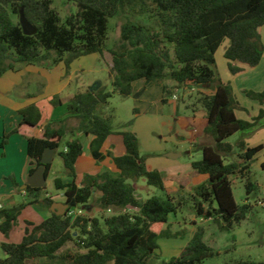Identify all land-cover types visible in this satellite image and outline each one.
I'll return each instance as SVG.
<instances>
[{
  "label": "trees",
  "instance_id": "trees-1",
  "mask_svg": "<svg viewBox=\"0 0 264 264\" xmlns=\"http://www.w3.org/2000/svg\"><path fill=\"white\" fill-rule=\"evenodd\" d=\"M67 1L75 4L78 11L63 21L52 0H0V75L22 65L52 68L61 62L68 71L81 57L97 54L103 58L109 66L113 92L105 86L91 87L71 98L67 111L79 120L78 131L92 138L93 158L98 163L106 157L112 158L118 175L109 171L86 175L78 184L76 163L84 153L83 144L79 138L67 141L66 150L59 152V156L71 181L65 183L62 177H57L54 186L64 192L69 209L87 208L92 202L100 217L52 214L40 225L27 222L20 244H1L6 257L0 259V264H203L215 253L204 241L202 226L197 228L180 256L161 260L159 239L184 236V231L173 233L169 225V216L177 214L183 202L166 193L164 173L149 166L141 153L139 138L132 130L119 133L126 149L124 155L115 157L102 152L107 139L115 133L114 115L104 110L115 93L130 97L133 84L139 80L163 87L164 104L167 96L174 95L167 81L173 82L181 92L199 89L197 106L207 120L204 136L212 143L199 145L203 158L192 163L190 176L209 177L207 182L194 188L192 205L198 217L212 220L223 231H231L247 218L252 208L236 203L232 178L246 181L248 196L259 190V185L252 181L251 168L264 151V145L248 147L240 140L233 146L227 141L239 132L257 127L264 119V110L252 122L237 117L239 105L230 83L218 76L216 53L229 42L224 58L232 75L261 63L264 0ZM22 10L36 28L32 36L25 35L21 27ZM119 14L143 17L150 23H124L119 42L107 51L109 21ZM245 95L264 105V91H245ZM51 103L57 106L61 99L55 96ZM133 112L136 114V109ZM21 114L24 119L17 132L23 127L35 128L41 121V111L35 105ZM64 137L63 129L47 125L40 137L28 138V153L37 168L47 149L57 153ZM236 149L240 161L227 163ZM51 171L52 162L46 167L47 178ZM141 181L165 196L142 198ZM45 189L28 187L25 191L31 199L27 203L0 209V232L5 237H9L28 205L52 206L51 196L40 199ZM97 194L100 196L96 197ZM160 225H166V229L158 232L155 227ZM70 243L75 248L64 250Z\"/></svg>",
  "mask_w": 264,
  "mask_h": 264
},
{
  "label": "rangeland",
  "instance_id": "rangeland-1",
  "mask_svg": "<svg viewBox=\"0 0 264 264\" xmlns=\"http://www.w3.org/2000/svg\"><path fill=\"white\" fill-rule=\"evenodd\" d=\"M52 1L53 7L57 9L63 21L67 16L78 11L77 6L67 0ZM15 20L19 21L17 17H15ZM128 21L150 23L143 17H134L130 14H119L110 19L106 44L107 51L119 42L121 26ZM262 38L264 43V30ZM228 43L226 41L217 52V73L221 80L225 83H230L233 89L239 105V109L236 111L239 119L252 122L259 115L260 110H264V105L247 98L245 91L256 93L264 91V56L257 67L246 68L238 75H232L229 72L228 62L223 54ZM107 56H109L108 53ZM94 58L87 57L86 59L85 69L89 78L94 79L96 77L107 82L109 74L107 73L105 61L101 58V61L96 62ZM94 66L95 68H93ZM101 68L104 70H100ZM170 89L174 95L178 96V99L174 100V95L167 96L166 104H158L152 97L150 101L146 97L138 99L135 94L125 98L119 93H115L104 110L105 113L112 112L114 115L115 133L119 134L125 130L133 131L134 127L139 129L142 155L150 160L155 169L158 168L161 160H166V156L172 153H175L174 158L176 161L181 163L201 161L203 155L199 150V145L212 143V140L206 136L202 140H199L196 136L191 138L184 129L187 123L190 128L197 129L198 121L194 122V112L197 110L202 111L196 102L199 89L189 88L180 94L176 87ZM108 91L113 92L111 84L108 86ZM145 102L150 104L147 105ZM134 109H136V114L133 112ZM240 140H244L248 147L264 145V119L254 129L239 132L227 142L235 146ZM65 143L64 140L53 158V172L49 177L46 189L43 191H47L51 195L58 193L54 186L55 176L62 177L65 172L63 161L59 156V152L64 151ZM83 145L85 146V144ZM191 146L193 147L191 148ZM237 161H240V158L239 151L236 149L227 158V163ZM110 173L118 175V171H110ZM251 176L252 181L259 185V190L250 196L247 195L246 181L238 177L232 178L236 203L240 206L248 204L252 208L247 218L235 225L231 231H223L212 220L205 221L196 215L191 199V195L194 194V188L192 190H182L176 185L174 186L173 183L168 182L166 193L174 197L177 202H183L182 209L177 214L169 216V225H171L173 233L180 231L185 233L183 237L159 239L158 253L161 255V260L168 261L173 257L180 256L190 243L197 228L202 226L205 228L204 241L215 253L213 257L205 260L203 264H231L236 261H251L257 264L264 262V205L262 204L264 202V151L257 156L255 163H253ZM139 186V192L144 199L152 196H165V193L147 187L144 181L139 182ZM88 206L84 212L85 216L90 218L100 217L101 213L96 212L92 202ZM216 207L217 205L214 204V208ZM155 228H158L157 231L159 232L166 229V225L156 226ZM74 248V244L70 243L64 250ZM5 257L6 254L0 247V259Z\"/></svg>",
  "mask_w": 264,
  "mask_h": 264
},
{
  "label": "crops",
  "instance_id": "crops-1",
  "mask_svg": "<svg viewBox=\"0 0 264 264\" xmlns=\"http://www.w3.org/2000/svg\"><path fill=\"white\" fill-rule=\"evenodd\" d=\"M263 30L264 27L260 30L261 35ZM228 45L226 47H228ZM87 57H95L94 59L96 62L102 60L99 55L94 54L75 60L68 71L65 64L61 62L52 68L37 65H22L16 70L8 71L0 75V206H2V208H11L27 203L31 199V196L25 191L27 189L25 185L29 177L33 174L31 172L33 170L36 171L37 167L28 153V138L40 137L47 125H51L52 128L56 130L63 129L65 131L63 141L65 140V142H67L73 138H79L83 142L82 144H85V146L83 145L84 153L76 163L78 184L82 182L86 174L98 175L106 171H118L112 158L106 157L101 163H98L93 158L90 152V142L92 138L85 137L78 131L79 120L70 116L67 111V103L76 94L84 93L94 86H105L108 88L111 84L110 77H108L107 82L96 77L94 79L89 78L85 69ZM93 68H95V66ZM246 68L247 67L244 69ZM100 70L104 69L101 68ZM107 73L109 74L108 65ZM166 84L169 88L175 87V84L171 81H167ZM133 88V95L135 94L138 99H143L144 97L150 99L152 97L156 103H162L164 98L163 87L149 84L145 80H139L133 84ZM180 93L181 91H179V94ZM175 95L173 97H175ZM55 96H59L61 99V104L57 106H53L51 103ZM174 100L177 99L174 98ZM145 104L149 105L150 103L145 102ZM31 105L37 106L41 111V121L39 125L35 128L23 127L17 132L16 129L22 124L24 119L21 111ZM138 116L140 117V115ZM194 117V122L198 121L197 129L190 128L188 123L185 125L184 129L191 138L196 136L199 140H202L204 137V129L207 124L205 113L197 110L194 112ZM138 130L137 127H134L133 132H137L136 134L139 138ZM140 145L142 153L141 141ZM193 146H191V148ZM65 150L64 147V151ZM102 152L105 155L111 153L115 157L124 155L126 149L122 136L118 133H114L110 136ZM55 154L54 152L53 158ZM166 157V160H161L157 169H155L150 160L147 159V163L152 169L164 173L166 189L168 182L173 183L174 186L176 185V187L182 190H192L208 181L209 177L207 175L190 176L193 171L192 162L181 163L176 161L174 157L171 158L168 155ZM52 172L53 169L50 175ZM49 177L47 178L46 187ZM57 177L58 176H55V178ZM62 179L65 183L71 181V179L65 175V172L63 173ZM176 179L180 180L177 181ZM15 184H17L18 187ZM57 192L56 195H51L47 191L40 194L41 200L48 196L52 197L54 203L50 207L45 204L28 205L19 216L17 224L9 237H5L0 232V246L3 243L20 244L26 233L27 222L40 225L46 219L50 218L53 214V205L56 203H65L64 192ZM99 196V194L96 195V197ZM81 209L85 212L86 207ZM96 212H99V210L96 209ZM1 222L2 220H0V223Z\"/></svg>",
  "mask_w": 264,
  "mask_h": 264
},
{
  "label": "water",
  "instance_id": "water-1",
  "mask_svg": "<svg viewBox=\"0 0 264 264\" xmlns=\"http://www.w3.org/2000/svg\"><path fill=\"white\" fill-rule=\"evenodd\" d=\"M20 24L25 35L32 36L36 33V28L29 23L23 10L20 13ZM53 154L54 151L52 149L45 151L40 161L41 166L29 177L25 185L26 188L43 189L46 187V167L52 162ZM168 156L172 158L175 157V154H169ZM68 209L69 206L66 203H56L52 207V213L57 216H64Z\"/></svg>",
  "mask_w": 264,
  "mask_h": 264
},
{
  "label": "built area",
  "instance_id": "built-area-1",
  "mask_svg": "<svg viewBox=\"0 0 264 264\" xmlns=\"http://www.w3.org/2000/svg\"><path fill=\"white\" fill-rule=\"evenodd\" d=\"M175 99H178V96L175 95L174 97ZM264 205V202L262 203ZM2 208V206H0V209ZM66 214L69 217H79V216H84V211L81 208H77V209H68Z\"/></svg>",
  "mask_w": 264,
  "mask_h": 264
}]
</instances>
